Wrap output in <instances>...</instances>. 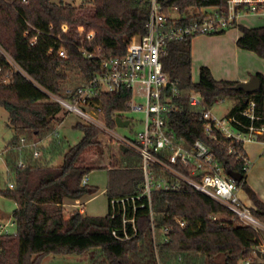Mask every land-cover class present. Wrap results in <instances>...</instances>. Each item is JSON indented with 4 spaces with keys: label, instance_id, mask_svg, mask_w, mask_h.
<instances>
[{
    "label": "trees",
    "instance_id": "16d2710c",
    "mask_svg": "<svg viewBox=\"0 0 264 264\" xmlns=\"http://www.w3.org/2000/svg\"><path fill=\"white\" fill-rule=\"evenodd\" d=\"M228 0H157L160 12L170 25H186L206 8L223 12ZM150 0H90L84 6H74L51 0H0V106L7 112V126L29 141L39 142L54 134L62 121V108L49 102L47 95L66 96L68 89L85 85L100 72L101 60L124 57L132 38L146 35ZM193 10V12H189ZM178 14L177 20H171ZM67 32H62V26ZM82 28V32H78ZM236 46L255 53L264 61V27L237 26ZM92 31L93 37L86 40ZM220 35V34H218ZM36 38L34 46L30 42ZM193 38H186L166 47L162 69L176 83L181 93L182 111L169 120L177 138L189 148L203 140L216 156L223 171L242 175L237 188L247 190L252 202V215L264 225V203L245 185L248 168L241 160L224 151L230 142L218 137L209 142L203 135V122L190 108L188 95L198 93L204 108L211 109L218 101L233 100L235 105L228 117L255 103L254 113L264 114V76L257 91L246 94L236 90V82L218 81L209 68L199 67L196 82L192 81ZM64 48L66 59L55 53ZM52 54H48L49 49ZM100 49L98 59H87V52ZM74 76V77H73ZM130 91L102 94L92 107L101 109L104 123L114 129L115 117L127 112ZM248 124L247 121L236 117ZM82 138L63 155L58 167L49 164L12 166L13 189L0 195L16 205L12 213L15 235H0V264H40L47 255L82 254L98 248L100 261L92 264H264L255 251L264 247L262 232L241 224L218 203L200 192L181 186L175 193H155L152 196L154 226L157 230L171 229L164 241L159 233L153 240L147 211L136 215L137 231L129 241H118L112 231H121L120 217L111 219L108 203L138 194L143 175L138 169L140 158L129 148L120 147V156H112L103 143V133L93 125L78 123ZM18 139V138H16ZM13 140V142L16 141ZM35 142V143H36ZM109 146V145H108ZM55 143L46 156L54 155ZM238 151L240 145H234ZM244 154V151H243ZM246 156V154H244ZM247 157V156H246ZM108 165H102V163ZM104 169L107 175V214L88 217L74 212L64 218L65 202L72 203L83 196H93L97 188L83 186L82 179L93 170ZM220 216V217H217ZM184 221L180 228L177 221ZM131 232V231H130ZM223 257L219 263L218 256ZM157 256V258H156ZM157 259V261H156ZM102 260V261H101Z\"/></svg>",
    "mask_w": 264,
    "mask_h": 264
},
{
    "label": "built area",
    "instance_id": "2783aa9c",
    "mask_svg": "<svg viewBox=\"0 0 264 264\" xmlns=\"http://www.w3.org/2000/svg\"><path fill=\"white\" fill-rule=\"evenodd\" d=\"M173 15L171 20L179 18ZM197 15V18L186 25H170L169 18L160 12L157 0H150L146 35L142 38H132L126 47L124 57L101 60L100 72L95 73L87 84L68 89L66 96L54 95L39 87L47 95L49 102L57 104L67 113L80 116L87 125L95 126L111 139L132 149L140 158L138 169L143 175V181L138 194L125 199H111L108 203L111 219L120 217L121 220V231H112V235L118 241H129L135 235L137 231L135 221L139 211L148 213L153 240H156V235L159 233L166 241L171 229L164 227L157 230L154 226L152 196L155 193L178 192L181 186L202 193L226 208L244 226L264 233V225L252 215L251 208L241 204L236 194L238 190L236 182L223 171L206 142L198 139L187 148L184 140L175 136L169 118L182 111V103L179 102L181 93L176 83L172 82L162 69L161 62L166 54V47L171 43L195 36L225 33L229 28L237 27L240 21L247 17L264 18V0H228L223 12L212 8L210 12L201 10ZM61 29L63 33L67 32L65 25ZM78 32L81 33L82 28H78ZM93 34L90 31L86 35V40L90 41ZM35 43L36 38L30 42V45L34 46ZM81 51L89 60L99 58V48L90 52L84 49ZM52 53L51 48L48 54ZM55 53L59 58H67L66 51L62 47ZM126 90L131 92V99L126 103L127 110L144 112L143 127L135 133L134 140L115 135L112 129L91 118L86 112L89 108L100 114V107L96 110L92 107L98 96ZM135 90L144 98V107L132 104ZM187 99L190 108L203 122V135L209 142L215 143L218 140L217 136L230 142L224 151L229 156L241 160L245 168L249 167V161L243 154L244 145L250 142L261 143L264 156V114L255 115L254 102L250 101L245 110L235 113L232 117L219 119L212 114L211 109L203 107L197 92L189 94ZM236 117L247 121L248 124H244ZM18 140L21 143L19 150L27 147L35 149L37 146V143L25 144V139L21 135L18 136ZM115 140L114 144H116ZM234 145H240L242 153L236 150ZM33 157H39L35 150ZM16 167L23 169L26 165L19 161ZM88 181V176H85L81 184L85 186ZM13 187V183L8 184L9 189ZM72 208L74 212L84 214L80 198L72 202ZM177 223L180 228L186 226L183 220ZM10 229L15 230L12 219L8 223L0 224V235H15V232L9 231ZM260 251L264 253V247Z\"/></svg>",
    "mask_w": 264,
    "mask_h": 264
},
{
    "label": "rangeland",
    "instance_id": "374dc122",
    "mask_svg": "<svg viewBox=\"0 0 264 264\" xmlns=\"http://www.w3.org/2000/svg\"><path fill=\"white\" fill-rule=\"evenodd\" d=\"M52 2H61L71 4L74 6H84L90 0H51ZM212 8H206L202 11L210 12ZM193 12V10H189ZM174 17H179L178 14H174ZM245 27H264V18L247 17L241 20ZM239 34L237 29H231L226 34L212 35L211 37H195L192 40L191 50L193 51L192 59V81L196 82L198 77L199 66H208L211 69L213 76L216 79H231L236 77H246L248 73H260L264 76V61L261 60L255 53L250 51H244L239 49L234 41L235 36ZM213 37V38H212ZM212 38V39H211ZM74 77V76H73ZM132 104L136 106H145V100L135 90L132 97ZM235 105V102L231 100H224L218 102L211 108L213 115L219 119H226L231 112V109ZM82 108V107H81ZM88 115L98 122L105 124L102 118V113L94 112L89 108L86 109ZM62 121L56 126V134L50 133L39 142L29 141L25 136V144L37 143L34 148L27 147L19 150L21 143L19 142L18 135H16L8 126V116L4 108L0 106V191L8 188L9 183H13L12 166L16 167L19 161H22L25 165L41 163L42 165L49 164L51 166L58 167L63 162L64 153L70 148L75 146L82 138V132L76 127L78 123L86 124L84 119L75 113H67L63 111L60 113ZM124 121H129L130 124L127 128L115 127L111 131L124 139L134 140L135 133L140 131L143 127L144 112L127 110L121 115ZM91 126V125H90ZM107 126V125H106ZM95 127V126H94ZM98 129V128H97ZM109 129V128H108ZM101 131V130H100ZM102 132V131H101ZM103 133V132H102ZM103 143L107 145V151L112 156H120V147L123 146L117 140L111 139L103 133ZM16 139L15 142L13 140ZM114 140L115 143L114 144ZM58 142V149L51 157L46 156V151H49L51 147ZM34 150L39 154L38 158L33 157ZM102 165H108L104 162ZM88 186L97 188L96 193L93 196L81 197V203L83 204L84 215L88 217H102L108 212L107 210V197H106V185L107 175L104 169L93 170L88 176ZM246 191L239 187L238 195L242 205H248L246 200ZM248 207V206H246ZM16 205L0 195V224L8 223L12 219V213L15 211ZM64 218L74 213L72 203L65 202L64 204ZM220 217V216H217ZM11 233H14V229H10ZM262 237L264 245V233ZM99 249L95 248L82 254H67V255H47L44 256L40 264H92L91 258H96L100 261ZM157 258V256H156ZM219 263L223 262V257L218 256ZM102 261V260H101ZM157 261V259H156ZM161 264L160 261H157Z\"/></svg>",
    "mask_w": 264,
    "mask_h": 264
},
{
    "label": "crops",
    "instance_id": "0c3cea01",
    "mask_svg": "<svg viewBox=\"0 0 264 264\" xmlns=\"http://www.w3.org/2000/svg\"><path fill=\"white\" fill-rule=\"evenodd\" d=\"M239 25L244 26L242 24V21H240ZM231 29H237V27L229 28V30H231ZM229 30H227L226 32H229ZM226 32L222 33V34H226ZM222 34H220V35H222ZM195 37H211V36H195ZM238 37H239V34H237L234 38L235 44H236V40ZM192 53H193V51H192ZM192 59H193V54H192ZM202 66L209 68L208 66H204V64L199 66V67H202ZM210 71H211V69H210ZM256 74H260V73H248V75L246 77L245 76L244 77H236V78H231V79H216L213 76V74H212V76L214 77L215 80H218V81H228V82L232 81V82H236V83H246V82H248V80L252 76H255ZM243 151H244V154H246L247 159L249 161V168L247 170V174H246V178H245V185L248 189L251 190V192H253L256 195V197L262 203H264V156L262 154V151H263L262 144L259 142H250L249 144L244 145ZM237 189L238 190H237L236 194H237V197L239 198V195H238L239 187ZM245 191L247 193L245 198L248 202V205L245 204V206H248L249 208H251L253 206H252V202L250 201L249 193L247 190H245Z\"/></svg>",
    "mask_w": 264,
    "mask_h": 264
},
{
    "label": "water",
    "instance_id": "95a60500",
    "mask_svg": "<svg viewBox=\"0 0 264 264\" xmlns=\"http://www.w3.org/2000/svg\"><path fill=\"white\" fill-rule=\"evenodd\" d=\"M260 81L256 76H252L248 82L246 83H237L235 89L236 90H242L244 91L246 94L257 91L260 88ZM114 122L116 124L117 127L119 128H127V126L129 125L128 120L127 121H123L121 120V118L119 117H115ZM227 176L233 181H235L236 183H239L242 179V175L237 173V172H228ZM255 256L261 260L264 261V253H262L260 250H256L255 251Z\"/></svg>",
    "mask_w": 264,
    "mask_h": 264
}]
</instances>
